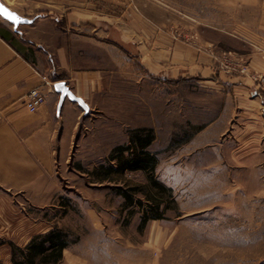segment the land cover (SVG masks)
Returning <instances> with one entry per match:
<instances>
[{
  "label": "rangeland",
  "instance_id": "obj_1",
  "mask_svg": "<svg viewBox=\"0 0 264 264\" xmlns=\"http://www.w3.org/2000/svg\"><path fill=\"white\" fill-rule=\"evenodd\" d=\"M227 104L206 83L151 78L120 109L87 119L75 153L37 190L1 189L0 242L59 228L69 247L56 264H264V129L259 140L243 126H208Z\"/></svg>",
  "mask_w": 264,
  "mask_h": 264
},
{
  "label": "crops",
  "instance_id": "obj_2",
  "mask_svg": "<svg viewBox=\"0 0 264 264\" xmlns=\"http://www.w3.org/2000/svg\"><path fill=\"white\" fill-rule=\"evenodd\" d=\"M80 5L33 13L14 7L34 18L18 28L0 16V191L37 190L53 174L56 160L75 153L87 119L93 123L105 110L120 109L151 78L210 85L225 96L228 110L208 126L220 120L222 127L243 126L262 138L264 0H85ZM43 76L53 86L45 85ZM62 80L89 110L69 97L59 110L61 93L54 86ZM38 86L47 101L31 112L27 94ZM48 230L14 242L25 247ZM0 264H14L7 241L0 242Z\"/></svg>",
  "mask_w": 264,
  "mask_h": 264
},
{
  "label": "trees",
  "instance_id": "obj_3",
  "mask_svg": "<svg viewBox=\"0 0 264 264\" xmlns=\"http://www.w3.org/2000/svg\"><path fill=\"white\" fill-rule=\"evenodd\" d=\"M160 187L169 192L167 186L162 184ZM127 199L132 202V195H127ZM150 217L159 218L160 216L148 215L143 219V225ZM11 246L14 264H56L63 259L64 250L69 247V242L67 234L62 229L54 228L49 232L34 235L25 247L14 243Z\"/></svg>",
  "mask_w": 264,
  "mask_h": 264
},
{
  "label": "water",
  "instance_id": "obj_4",
  "mask_svg": "<svg viewBox=\"0 0 264 264\" xmlns=\"http://www.w3.org/2000/svg\"><path fill=\"white\" fill-rule=\"evenodd\" d=\"M0 3H2L4 5V7H6L9 11L17 13L20 17L23 18V20L25 21H30V23L34 22V18H30L28 16H22L21 14H19L16 10H14L13 8H11L9 5H7L3 0H0ZM3 17V16H2ZM5 18V17H3ZM6 20H8L7 18H5ZM9 22H11L15 28H18L21 24H29V23H20V24H14L11 20H8ZM58 85H62L63 87H57ZM55 90L58 91L59 93H61V98H60V102H59V110L61 109L64 100L69 97L71 100L78 102L85 110H89V105L86 103V101L77 96L73 90L70 88V86L67 84L66 81L62 80V81H58L55 83ZM81 101L83 103H81ZM84 105H87V108L84 107Z\"/></svg>",
  "mask_w": 264,
  "mask_h": 264
},
{
  "label": "built area",
  "instance_id": "obj_5",
  "mask_svg": "<svg viewBox=\"0 0 264 264\" xmlns=\"http://www.w3.org/2000/svg\"><path fill=\"white\" fill-rule=\"evenodd\" d=\"M43 79L45 85L53 86L52 81L46 76H43ZM46 101L47 96L40 86L32 88L27 94V106L31 112H36Z\"/></svg>",
  "mask_w": 264,
  "mask_h": 264
},
{
  "label": "snow or ice",
  "instance_id": "obj_6",
  "mask_svg": "<svg viewBox=\"0 0 264 264\" xmlns=\"http://www.w3.org/2000/svg\"><path fill=\"white\" fill-rule=\"evenodd\" d=\"M0 16H3L7 18L8 20H11L14 24H20V23H30V21L23 20L22 17H20L17 13L9 11L2 3H0ZM57 87H63L62 85H58ZM81 103H83L81 101ZM85 108H87V105H84Z\"/></svg>",
  "mask_w": 264,
  "mask_h": 264
},
{
  "label": "bare ground",
  "instance_id": "obj_7",
  "mask_svg": "<svg viewBox=\"0 0 264 264\" xmlns=\"http://www.w3.org/2000/svg\"><path fill=\"white\" fill-rule=\"evenodd\" d=\"M7 5H11L12 0H3Z\"/></svg>",
  "mask_w": 264,
  "mask_h": 264
}]
</instances>
